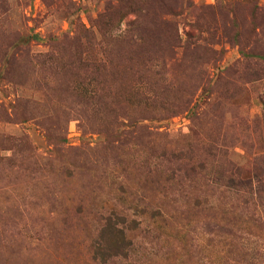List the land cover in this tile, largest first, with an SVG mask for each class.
I'll use <instances>...</instances> for the list:
<instances>
[{
  "label": "rangeland",
  "instance_id": "1",
  "mask_svg": "<svg viewBox=\"0 0 264 264\" xmlns=\"http://www.w3.org/2000/svg\"><path fill=\"white\" fill-rule=\"evenodd\" d=\"M0 264H264V0H0Z\"/></svg>",
  "mask_w": 264,
  "mask_h": 264
},
{
  "label": "trees",
  "instance_id": "2",
  "mask_svg": "<svg viewBox=\"0 0 264 264\" xmlns=\"http://www.w3.org/2000/svg\"><path fill=\"white\" fill-rule=\"evenodd\" d=\"M239 186L242 187V185ZM104 221L105 227H109L111 232L107 234V241L109 242H105L106 246L103 249V256L118 257L121 255L122 250L129 249L133 245V241L129 239L127 234L126 220L123 217L111 214V216Z\"/></svg>",
  "mask_w": 264,
  "mask_h": 264
}]
</instances>
